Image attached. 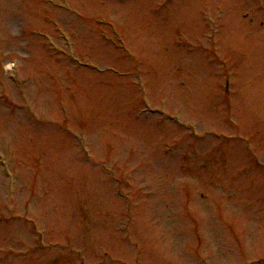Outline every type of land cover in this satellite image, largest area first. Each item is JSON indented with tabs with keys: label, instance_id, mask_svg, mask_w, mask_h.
Here are the masks:
<instances>
[{
	"label": "rangeland",
	"instance_id": "374dc122",
	"mask_svg": "<svg viewBox=\"0 0 264 264\" xmlns=\"http://www.w3.org/2000/svg\"><path fill=\"white\" fill-rule=\"evenodd\" d=\"M0 264H264V5L0 0Z\"/></svg>",
	"mask_w": 264,
	"mask_h": 264
}]
</instances>
